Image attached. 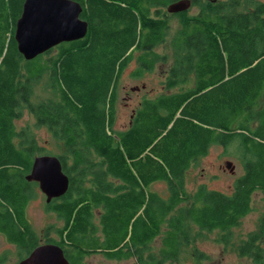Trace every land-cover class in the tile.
Segmentation results:
<instances>
[{"label":"trees","instance_id":"1","mask_svg":"<svg viewBox=\"0 0 264 264\" xmlns=\"http://www.w3.org/2000/svg\"><path fill=\"white\" fill-rule=\"evenodd\" d=\"M24 1L0 0V232L6 239L24 251L39 243L27 217L37 181L26 176L44 150L30 128L16 127L26 106L59 142L57 156L70 177L69 190L48 210L65 222L57 242L71 264H87V255L100 252L135 264H178L194 231H218L219 241L235 242V228L256 209L255 192L264 190V0L183 13L165 81L170 91L144 98L123 130L115 129L122 72L137 52V73L167 59L158 48L169 23L151 9L173 0H76L89 22L86 36L32 60L15 39ZM38 86L48 96L35 104ZM214 145L239 150L234 156L243 174L230 192L205 183L188 190L187 173ZM155 182L167 184L166 194L151 189ZM158 236L160 251L150 253ZM238 252L264 264V213ZM187 254L200 260L204 253Z\"/></svg>","mask_w":264,"mask_h":264},{"label":"rangeland","instance_id":"2","mask_svg":"<svg viewBox=\"0 0 264 264\" xmlns=\"http://www.w3.org/2000/svg\"><path fill=\"white\" fill-rule=\"evenodd\" d=\"M163 2L162 0H160ZM243 1V0H242ZM163 5L162 7H166ZM161 7V6H158ZM166 13L167 10L164 8ZM190 14L194 15L200 11L193 7L190 9ZM155 16V14H153ZM170 15V14H169ZM169 29L167 31V40L160 44L158 51L163 54L166 60H161L156 64L153 71H141L137 73L138 60L136 53L134 58L129 62L122 72L119 84L117 86V102H116V123L115 129L123 130L130 126L131 116L135 109L139 108L140 102L144 98H155L161 93L170 91L166 85L168 70L173 61L174 52V38L179 33L182 23L181 17L177 18L170 15L167 17ZM58 51L55 49L51 54H56ZM141 74V75H137ZM173 89L172 91H177ZM48 96L42 86L36 88V94L33 97V103L37 104ZM16 127L18 129L28 127L35 135L38 144L43 148L42 154H49L57 156L61 153V148L58 146L59 142L55 139L54 135L46 127H38L36 125V118L30 113V110L25 106L23 108V115L16 120ZM61 146V145H60ZM232 151H225L221 145H214L208 155L200 158L198 164L193 166L187 173L186 186L188 190L194 191L201 183H205L209 189H217L225 192H230L233 184L237 178L243 174V169L239 160L234 156V153H239L231 147ZM40 155V154H39ZM226 160H232L236 164L235 172H231L225 168ZM34 198L28 204V215L32 222V226L37 232L38 236H43L45 229L52 227L50 237L57 238V230L64 226V220L59 217L56 211L48 210V201L46 195L37 185L33 187ZM152 190L164 195L167 192V184L164 182H155L151 186ZM255 211L243 218L241 226L235 228V242H222L220 232L208 231H194L191 235L190 242L185 246L181 253V260L178 264H252L247 257L240 256L238 252L239 243L247 238L249 232L257 229L258 222L261 215L264 213V190L255 192ZM100 211L96 210L95 221H99ZM49 234V233H48ZM162 237L158 236L153 242V248L150 253L160 251L158 246H161ZM56 240V239H55ZM193 250L202 251L203 257L198 260L197 258H190L187 254L188 251ZM5 256L6 261L2 264H18L23 251L15 248L13 244L9 243L4 236L0 234V256ZM87 264H135L136 259L130 260H115L106 257L103 253H92L84 258ZM171 264V263H167Z\"/></svg>","mask_w":264,"mask_h":264},{"label":"water","instance_id":"3","mask_svg":"<svg viewBox=\"0 0 264 264\" xmlns=\"http://www.w3.org/2000/svg\"><path fill=\"white\" fill-rule=\"evenodd\" d=\"M191 4V0L173 1L167 11H186ZM82 11V4L76 0H25L15 29L19 51L25 59L32 60L62 42L84 38L89 22L81 17ZM225 168L235 172L236 164L226 160ZM26 177L39 183L48 202L62 197L70 188V177L55 155H37ZM20 264H70V261L60 245L47 243L36 247Z\"/></svg>","mask_w":264,"mask_h":264},{"label":"flooded vegetation","instance_id":"4","mask_svg":"<svg viewBox=\"0 0 264 264\" xmlns=\"http://www.w3.org/2000/svg\"><path fill=\"white\" fill-rule=\"evenodd\" d=\"M144 1H146V0H144ZM158 1H160V0H158ZM173 1H177V0H173ZM172 1V2H173ZM228 2V0H191V7L188 9V10H186V11H182V12H178V13H166L165 11H164V8H166V7H153L152 9H151V13H152V15L153 14H155V15H157V16H154V17H157V18H160V19H163V20H165V19H167V17H169L170 15H172L173 17H177V18H180V17H182L183 16V13H186L188 16H193V15H191L190 14V9L191 8H193V7H196L199 11H201V9H202V7L203 6H205V5H210V6H219V5H221V4H223V3H227ZM170 14V15H169ZM136 110L137 109H135V111H134V113L132 114V116H131V119H133V117H134V115H135V113H136ZM258 191H262V189H259ZM29 206V205H28ZM28 209V208H27ZM27 217H28V220H29V222L31 223V225H32V222H31V220H30V218H29V215H28V212H27ZM33 227V226H32ZM49 228V227H48ZM48 228H46L45 229V233H47V234H44L43 236H39V243H38V245L37 246H35L33 249H31L30 251H27V250H21L16 244H14V243H11V242H9L7 239H6V236L2 233V232H0V234L2 235V236H4L5 237V239L9 242V243H11V244H13V246H15V248H19L21 251H23V255L21 256V258H20V260H19V262H18V264H20V262L22 261V260H24V259H26L31 253H32V251L36 248V247H38L39 245H43V244H47V243H56V244H58V242L57 241H60V235L58 234V232H57V238H53V237H50L49 235H50V233L52 232V229H48ZM62 228V227H61ZM33 229H34V227H33ZM35 230V229H34ZM36 232V231H35ZM37 233V232H36ZM49 233V234H48ZM56 239V240H55ZM58 245H60V244H58ZM63 249H64V252H65V255H66V257H67V253H66V251H65V248L63 247V246H61ZM68 258V257H67ZM69 259V258H68Z\"/></svg>","mask_w":264,"mask_h":264},{"label":"crops","instance_id":"5","mask_svg":"<svg viewBox=\"0 0 264 264\" xmlns=\"http://www.w3.org/2000/svg\"><path fill=\"white\" fill-rule=\"evenodd\" d=\"M100 214H101V212H100ZM100 214H99V215H100Z\"/></svg>","mask_w":264,"mask_h":264}]
</instances>
